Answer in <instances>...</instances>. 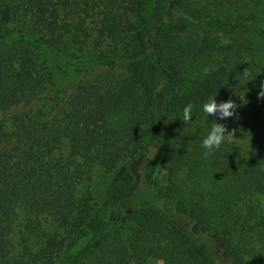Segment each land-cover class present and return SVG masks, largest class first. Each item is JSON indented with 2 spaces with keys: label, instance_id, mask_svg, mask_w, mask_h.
Listing matches in <instances>:
<instances>
[{
  "label": "trees",
  "instance_id": "obj_1",
  "mask_svg": "<svg viewBox=\"0 0 264 264\" xmlns=\"http://www.w3.org/2000/svg\"><path fill=\"white\" fill-rule=\"evenodd\" d=\"M144 4L0 0V113L54 83L47 55L83 69L0 117V264H264V0ZM212 95L235 114L205 117Z\"/></svg>",
  "mask_w": 264,
  "mask_h": 264
},
{
  "label": "rangeland",
  "instance_id": "obj_2",
  "mask_svg": "<svg viewBox=\"0 0 264 264\" xmlns=\"http://www.w3.org/2000/svg\"><path fill=\"white\" fill-rule=\"evenodd\" d=\"M144 9L135 16L136 20L146 15L152 6V0H144ZM46 64L53 74V84L37 98L30 100L29 102H21L16 105L10 106L7 110L0 113V117L9 122L11 116L26 108H37L43 103L47 104L52 99H64L65 96L71 91L76 80L82 74L83 69H79L78 66H70L60 60L54 54L47 55ZM101 68V66H95L94 69ZM232 139L239 141L241 144H245L243 135L238 134L231 136ZM109 179V173L103 171V169L95 166L89 172V174L80 182L79 190L89 192L96 201H101L103 189L106 182ZM58 264H61V259L58 258Z\"/></svg>",
  "mask_w": 264,
  "mask_h": 264
},
{
  "label": "clouds",
  "instance_id": "obj_3",
  "mask_svg": "<svg viewBox=\"0 0 264 264\" xmlns=\"http://www.w3.org/2000/svg\"><path fill=\"white\" fill-rule=\"evenodd\" d=\"M214 95L206 98L199 106L200 112L205 116H215L218 120H225L233 116L236 108L235 103L229 99L221 102H216ZM258 98H264V82L260 85V90L257 92ZM243 99V97H241ZM192 105H186L182 110L183 122L187 123L191 119ZM210 124L209 128L202 136L200 146L204 151L203 156H208L215 149L219 148L221 144L225 143L227 132L224 124L217 123L215 120Z\"/></svg>",
  "mask_w": 264,
  "mask_h": 264
}]
</instances>
